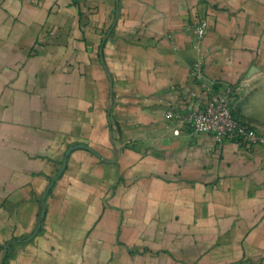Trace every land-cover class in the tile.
Masks as SVG:
<instances>
[{
	"label": "crops",
	"instance_id": "crops-1",
	"mask_svg": "<svg viewBox=\"0 0 264 264\" xmlns=\"http://www.w3.org/2000/svg\"><path fill=\"white\" fill-rule=\"evenodd\" d=\"M197 61L264 132V0H0V264H264V149L164 116Z\"/></svg>",
	"mask_w": 264,
	"mask_h": 264
},
{
	"label": "built area",
	"instance_id": "built-area-1",
	"mask_svg": "<svg viewBox=\"0 0 264 264\" xmlns=\"http://www.w3.org/2000/svg\"><path fill=\"white\" fill-rule=\"evenodd\" d=\"M185 30L195 40L200 41L208 30L207 19L199 17L189 22ZM190 74L203 94L202 104L179 112L168 104L164 116L173 124L172 134L187 133L193 137L208 135L218 147L234 142L248 148L260 146L264 149V132L238 120L232 113L234 87L205 76L200 61L193 64ZM197 95V91L193 89L189 93V98L195 101Z\"/></svg>",
	"mask_w": 264,
	"mask_h": 264
}]
</instances>
